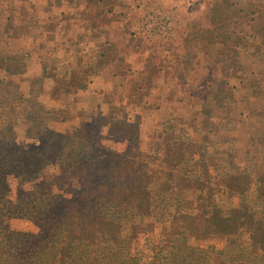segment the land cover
Here are the masks:
<instances>
[{"label": "rangeland", "instance_id": "374dc122", "mask_svg": "<svg viewBox=\"0 0 264 264\" xmlns=\"http://www.w3.org/2000/svg\"><path fill=\"white\" fill-rule=\"evenodd\" d=\"M5 1L7 14L42 9L41 0ZM130 1L139 19L131 27L123 23L127 35L97 49L83 43L67 52L59 41L28 47L26 38L22 47L0 44V158L12 164L7 186L0 184V237L5 232L21 258L42 250L40 225L58 216L53 209L40 214L35 196L51 189L47 202L77 224L67 240L74 231L88 232L102 254L112 230L130 237L129 225L138 221L135 239L125 245L157 264L154 254L174 245L173 231L189 225L173 219L183 213L160 217L167 203L159 193L168 190V204L192 208L191 225L200 226L190 245L222 249L210 264H245L230 261L241 252L236 234L205 235V229L213 214L237 218L231 204L242 211L256 202L264 207V0ZM114 2L116 11L127 7ZM107 6L93 1L89 7ZM151 8L173 15L170 40L143 35L142 17ZM70 138L82 148L76 167L38 165ZM33 174L44 180L32 181ZM89 210L111 223L82 221L89 217L79 214ZM79 221L89 227L84 231ZM27 232L35 237L19 240ZM258 233L248 225L242 237ZM84 246L69 248L80 254ZM114 247L125 252L123 244Z\"/></svg>", "mask_w": 264, "mask_h": 264}, {"label": "trees", "instance_id": "16d2710c", "mask_svg": "<svg viewBox=\"0 0 264 264\" xmlns=\"http://www.w3.org/2000/svg\"><path fill=\"white\" fill-rule=\"evenodd\" d=\"M20 96L22 97L23 94L21 93ZM22 101H25V99H22ZM29 101L30 99H26V104H28ZM70 140V144L62 146L59 145L58 148H55V151L50 154H46L45 159L47 162H45L46 160H41L38 162V165L43 168L49 165H55L58 168L62 166L76 167L74 165H76L80 159L82 148L77 139L70 138ZM11 165V163H3L2 158H0V166L5 170L0 172V184L3 187L7 186L8 177L12 173L8 168L6 169V167H10ZM38 175H40V177L42 176V174H33L32 181L38 177ZM41 180H44V178L41 177ZM168 192V190H164L159 193V195L161 194V203H167L158 209L160 217L166 219V217L183 213L181 216L175 217L173 219L185 220L189 222V225L187 228H181L178 232L173 231L171 240L174 245L170 246V248L167 250H165L163 247L154 254L157 264H210L213 254L222 255L223 250L217 249L212 250L213 252H211L210 250L201 248L199 244H189V240H191L192 237L199 238V231H201L199 229L200 226H198L196 223L195 224L197 226L191 225L190 212H192V208L179 203H177L178 205L176 206L168 204ZM51 195L52 190L49 189L45 193H40L35 196V198L40 199V202L38 205H35L34 208L37 211H40V214L43 213L47 215L49 214L50 210L53 209V211H55L54 216H58L55 219L50 217L45 218V226H43V224L40 225L42 230L45 232L43 238L40 241L43 247L42 250L32 253L30 252L27 257L21 258L17 256L15 252H11L13 249V244H8L9 238L7 239L8 235L5 236L4 232L0 237V264H148L147 259L143 256V252L139 253L138 255H133L131 252V247H126L125 245L126 242L128 243L130 240L135 239L137 235L136 232L140 227V222L132 220L129 225V229L133 230V235L130 237L121 238L114 232V230H112L110 234L108 233L109 235L106 237L105 242L102 245L104 246L102 254H99L97 247L95 246L97 245L96 238L93 234L83 232L82 234L77 235L74 231L72 232L71 239L67 240L71 230L76 227L77 224L73 216L71 219L68 218L69 216H63V211H61L59 205L52 207L53 203L51 204L47 202V199L50 198ZM146 196L149 195L146 193ZM260 197L264 200V194H261ZM148 198L149 197H147V199ZM261 204L262 202H256L253 207L247 205L243 211L241 210V207L237 208L231 204V206L228 208V211L230 213H238L237 218H232L229 216L222 219L217 214L211 215V211L214 207L210 209L209 214L211 216H209L207 220L208 225L205 229V235H214V233H222L226 235L236 234L237 237L240 238L241 252L235 255L234 258H230V261L245 264H264V207L262 208ZM149 207L150 206L148 205L147 209H150ZM169 207L172 209H169ZM89 211L90 212L85 214H79L80 217H89L88 219L82 221L92 225L101 224L103 226L111 223L110 218L102 219V217H104L102 214H96L98 212L95 210L92 212L91 210ZM148 211L150 212V210ZM82 221L79 222L82 224ZM248 225H256L260 231V233L254 235V237L249 241L242 237V232ZM113 226L116 227L117 224L114 223ZM83 227L85 231L89 225H84ZM184 233L185 236H182ZM17 236H20L19 240H30L35 237V234L27 232L17 234ZM256 240L259 242L256 243ZM73 242L77 245L85 242V249L83 252L78 254V252H75V248H69ZM116 244H123L125 252L123 253L118 249H115L114 246H116ZM254 245L259 246L257 251L252 249ZM143 259H145V261ZM150 263L156 264L154 259L151 261L149 260V264Z\"/></svg>", "mask_w": 264, "mask_h": 264}, {"label": "crops", "instance_id": "0c3cea01", "mask_svg": "<svg viewBox=\"0 0 264 264\" xmlns=\"http://www.w3.org/2000/svg\"><path fill=\"white\" fill-rule=\"evenodd\" d=\"M41 1L42 9L33 10L29 14L22 13L21 8L18 11H12V14H7L6 1L0 0V37H4L3 40H6L1 42V45H9L10 48L22 47L24 45L22 41L26 38L25 43L28 47L42 45L50 48L52 42L57 43L59 41L67 52H72L77 45L82 46L83 43L97 49L104 43L116 42L118 34H122V37L127 35L129 27L141 15L139 9L137 12L130 9V0L127 2L122 0L123 3H127V7L118 11L113 7L115 0ZM93 1L107 3L108 6L99 12H95L89 7ZM109 2L112 7L109 6ZM15 13L14 18L19 21L18 27L21 28H16V24L12 21V15ZM128 22H130L129 27L122 28L123 23ZM5 36L11 40L9 41ZM126 43H128L127 40L124 44ZM210 87V85L205 86L206 89H210Z\"/></svg>", "mask_w": 264, "mask_h": 264}, {"label": "built area", "instance_id": "2783aa9c", "mask_svg": "<svg viewBox=\"0 0 264 264\" xmlns=\"http://www.w3.org/2000/svg\"><path fill=\"white\" fill-rule=\"evenodd\" d=\"M142 21L141 31L146 38L157 37L167 41L174 35L175 20L166 10L151 8L144 12Z\"/></svg>", "mask_w": 264, "mask_h": 264}]
</instances>
